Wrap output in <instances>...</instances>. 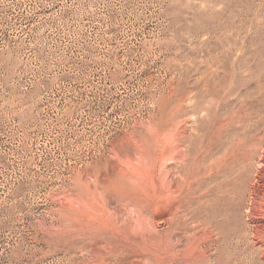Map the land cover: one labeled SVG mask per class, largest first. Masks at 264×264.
Masks as SVG:
<instances>
[{"label": "rangeland", "instance_id": "1", "mask_svg": "<svg viewBox=\"0 0 264 264\" xmlns=\"http://www.w3.org/2000/svg\"><path fill=\"white\" fill-rule=\"evenodd\" d=\"M263 203L264 0H0V264H264Z\"/></svg>", "mask_w": 264, "mask_h": 264}, {"label": "bare ground", "instance_id": "2", "mask_svg": "<svg viewBox=\"0 0 264 264\" xmlns=\"http://www.w3.org/2000/svg\"><path fill=\"white\" fill-rule=\"evenodd\" d=\"M165 141V140H164ZM147 157V156H146ZM234 157V156H233ZM234 159H235V157H234ZM179 180V179H178ZM185 183V182H184ZM183 183H181V185H182ZM178 187H179V184H178ZM181 187V186H180ZM185 197V196H184ZM183 200V199H182ZM260 208V207H259ZM258 212V216L260 217V219L258 218V220L260 221V222H262V224H264L263 223V221H264V203H263V205L261 206V209L260 210H258L257 211ZM256 212V213H257ZM257 221V220H256ZM257 224V223H256ZM260 225V224H259ZM258 226V225H257ZM264 226V225H263ZM261 227V226H260ZM263 229V228H262ZM262 229H259V230H261L262 231ZM264 230V229H263ZM259 232V231H258ZM263 232V231H262ZM258 234V233H257ZM261 235V234H260ZM258 236V237H261V238H258V240L260 241V242H264V235L262 236ZM255 238H256V235L254 236ZM255 238H254V240H255ZM256 243V242H255ZM262 244V243H261ZM261 248H264L263 246L261 247ZM262 256V255H261ZM263 260H264V255L261 257Z\"/></svg>", "mask_w": 264, "mask_h": 264}]
</instances>
